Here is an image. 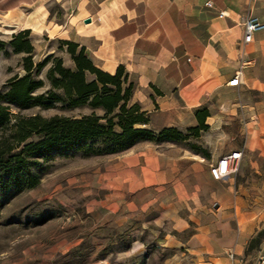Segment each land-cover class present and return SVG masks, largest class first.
<instances>
[{
  "label": "rangeland",
  "instance_id": "1",
  "mask_svg": "<svg viewBox=\"0 0 264 264\" xmlns=\"http://www.w3.org/2000/svg\"><path fill=\"white\" fill-rule=\"evenodd\" d=\"M103 1L50 0L44 7L36 0L10 11L0 6V92L26 74L29 55L35 66L52 53L72 66L62 40L73 38L72 26L83 27L84 17L102 11ZM22 32L18 39L30 40V54L13 44ZM50 65L34 69L45 81L35 95L50 90ZM5 104L25 116L92 112L87 105ZM223 120L232 122L223 124L221 137L206 130L182 142L144 140L118 153L96 139L44 156L25 153L26 162L12 172L0 167V264H264V176L256 172L244 184L253 197L235 211L231 180L210 175L219 142L231 136L245 141L252 128L246 122L253 119ZM250 158L262 172V152H246L244 159ZM31 175L39 177L34 187L28 186ZM254 212L261 218L252 230Z\"/></svg>",
  "mask_w": 264,
  "mask_h": 264
},
{
  "label": "crops",
  "instance_id": "2",
  "mask_svg": "<svg viewBox=\"0 0 264 264\" xmlns=\"http://www.w3.org/2000/svg\"><path fill=\"white\" fill-rule=\"evenodd\" d=\"M34 1L0 0V6L10 11ZM49 1L43 0V6ZM207 1L114 0L108 6L104 0L103 10L90 24L72 26L74 36L67 40L85 46L89 58L104 71L114 74L125 67L136 86L133 101L149 113L150 128L187 132L198 124L196 110L206 107L208 130L218 137L226 134L223 124L232 122L223 119H253L246 122L252 128L245 141L231 136L219 142L217 160L233 150L264 155V30L244 45L241 23L249 15L264 21V0H212L215 8L207 7ZM220 10L228 15L220 17ZM242 64L241 85L229 86ZM218 120L222 124L217 125ZM244 155L238 172L227 177L230 188L236 189L235 211L251 196L244 184L256 172L264 176L259 163ZM260 218L254 212L248 226L254 230Z\"/></svg>",
  "mask_w": 264,
  "mask_h": 264
},
{
  "label": "trees",
  "instance_id": "3",
  "mask_svg": "<svg viewBox=\"0 0 264 264\" xmlns=\"http://www.w3.org/2000/svg\"><path fill=\"white\" fill-rule=\"evenodd\" d=\"M24 34L27 33H20L13 44L17 51L30 54L33 50L30 40L21 44L18 39ZM62 44L71 55L72 66H66L64 59L54 53L35 66L29 55L24 59L26 74L11 78L7 91L0 92V167L12 172L26 162L25 153L44 156L52 151L79 149L96 139H103L109 145L107 152L118 153L144 140L182 142L191 134L199 137L209 129L206 119L210 112L206 107L196 110L198 124L187 132L176 127L158 131L150 128L149 113L133 101L136 86L124 66L114 74L109 73L95 65L85 46L71 40H62ZM49 63L46 76L51 88L45 94L35 95V90L44 86L45 81L34 77V69L39 72ZM6 102L21 108L52 107L57 103L69 108L87 105L92 112L81 117L25 116L13 113ZM22 144L24 147L20 149ZM28 180L29 187L39 183V177L34 175Z\"/></svg>",
  "mask_w": 264,
  "mask_h": 264
},
{
  "label": "built area",
  "instance_id": "4",
  "mask_svg": "<svg viewBox=\"0 0 264 264\" xmlns=\"http://www.w3.org/2000/svg\"><path fill=\"white\" fill-rule=\"evenodd\" d=\"M206 6L210 8H215V4L212 0L206 2ZM228 12L225 10H220L219 16H227ZM242 25L245 29V35L243 38V44L247 45L252 43L254 40V34L256 32L264 30V21L259 18L249 15L244 17L242 20ZM243 66L236 71L233 77L228 81V85L231 87H238L242 83ZM243 150H233L230 153L221 155L215 163L210 165V174L215 180H223L238 172L241 160L243 158ZM233 256V255H232ZM264 263V261H263Z\"/></svg>",
  "mask_w": 264,
  "mask_h": 264
},
{
  "label": "water",
  "instance_id": "5",
  "mask_svg": "<svg viewBox=\"0 0 264 264\" xmlns=\"http://www.w3.org/2000/svg\"><path fill=\"white\" fill-rule=\"evenodd\" d=\"M91 21H92L91 18H88V19L85 20L86 23H90Z\"/></svg>",
  "mask_w": 264,
  "mask_h": 264
}]
</instances>
